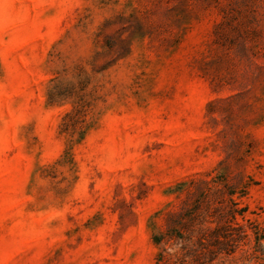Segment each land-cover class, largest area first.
<instances>
[{"label":"rangeland","instance_id":"obj_1","mask_svg":"<svg viewBox=\"0 0 264 264\" xmlns=\"http://www.w3.org/2000/svg\"><path fill=\"white\" fill-rule=\"evenodd\" d=\"M218 225L264 264V0H0V264Z\"/></svg>","mask_w":264,"mask_h":264},{"label":"trees","instance_id":"obj_2","mask_svg":"<svg viewBox=\"0 0 264 264\" xmlns=\"http://www.w3.org/2000/svg\"><path fill=\"white\" fill-rule=\"evenodd\" d=\"M195 217L189 220V227L195 224ZM225 225L214 228L202 229V235L195 241L192 236H185L180 229L168 233H160L155 237L159 245L156 264H210L219 254H230L233 249L229 248L230 242L235 239L226 233ZM178 239L180 248L169 251L167 243L170 239ZM233 244V243H231Z\"/></svg>","mask_w":264,"mask_h":264}]
</instances>
